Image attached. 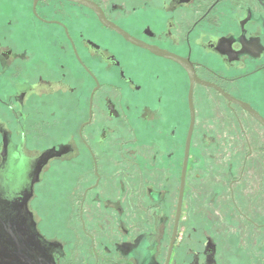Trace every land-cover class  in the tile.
Listing matches in <instances>:
<instances>
[{
	"label": "flooded vegetation",
	"instance_id": "1",
	"mask_svg": "<svg viewBox=\"0 0 264 264\" xmlns=\"http://www.w3.org/2000/svg\"><path fill=\"white\" fill-rule=\"evenodd\" d=\"M6 11L0 198L21 199L57 264H264V0ZM17 144L35 161L22 191L8 184ZM61 173L69 230L51 236L42 209Z\"/></svg>",
	"mask_w": 264,
	"mask_h": 264
},
{
	"label": "water",
	"instance_id": "2",
	"mask_svg": "<svg viewBox=\"0 0 264 264\" xmlns=\"http://www.w3.org/2000/svg\"><path fill=\"white\" fill-rule=\"evenodd\" d=\"M104 23L110 28L116 29L119 33L130 39L124 32L117 27ZM194 81V76L192 75ZM193 90H190V107H191V125L187 143V157L189 155L191 139L195 123L194 108L192 103ZM249 110L256 118H259L254 111ZM53 153H48L45 160L51 158ZM3 157L8 159V139L4 140ZM187 161V159H186ZM40 162H43L41 160ZM187 164H185L186 170ZM8 184L13 185L17 175L10 177ZM13 187V186H12ZM7 198H0V264H57L55 253L59 248L58 243L46 241L36 230V224L31 213L27 212L24 204L20 205V200L12 199L13 196L4 195ZM8 199V200H6ZM181 205L178 207V215L174 228L172 246L174 245L178 230L179 213Z\"/></svg>",
	"mask_w": 264,
	"mask_h": 264
},
{
	"label": "rangeland",
	"instance_id": "3",
	"mask_svg": "<svg viewBox=\"0 0 264 264\" xmlns=\"http://www.w3.org/2000/svg\"><path fill=\"white\" fill-rule=\"evenodd\" d=\"M7 6L5 7L4 10V14L2 16H7L8 12L6 11ZM7 12V13H6ZM0 21H3L1 16H0ZM1 23V22H0ZM0 54L1 52H7L8 51V47L7 46H2L0 47ZM8 61L6 62L5 60H3V58L0 56V90H8ZM2 92V91H1ZM2 97V95H0ZM5 96V95H3ZM0 97V98H1ZM4 98V97H2ZM3 108L0 106V120L2 121H7L8 117H6L7 120L4 119L3 117ZM2 149L1 143H0V150ZM226 150V149H224ZM229 150V149H228ZM210 151H212V148L210 149ZM212 162H214V160L212 159ZM213 166V164L208 163L207 167H211ZM210 169V168H209ZM207 176V180H212V173H210V175L208 173H206ZM67 177L68 175L65 174L63 175L61 174H57L54 178L56 179V181L51 180L50 185H53L52 187V191L50 192L54 201H47V203L45 204V206L43 207L42 211L44 213V217H45V221L43 223L45 230L48 232L49 235H55V234H63V233H67V231L69 230V222L67 221V219H65V216L63 217L65 211L67 212L68 210V198H69V187L67 185ZM55 182V183H53ZM208 182V181H206ZM66 183V184H65ZM211 189H210V193H211ZM50 195V196H51ZM213 209V207H212ZM254 215V213H253ZM37 216V220L40 219V217L36 214ZM250 230H244V233L248 234ZM256 231V230H254ZM249 235V234H248ZM253 251V258L256 257V255L259 256V245L257 247H255L253 245L252 248Z\"/></svg>",
	"mask_w": 264,
	"mask_h": 264
},
{
	"label": "clouds",
	"instance_id": "4",
	"mask_svg": "<svg viewBox=\"0 0 264 264\" xmlns=\"http://www.w3.org/2000/svg\"><path fill=\"white\" fill-rule=\"evenodd\" d=\"M15 147L16 151L13 153V158L17 162V180L20 185L19 190L22 191L25 183L30 178V172L32 171L31 164H34L35 161H30L29 157L23 152L21 144H17Z\"/></svg>",
	"mask_w": 264,
	"mask_h": 264
},
{
	"label": "snow or ice",
	"instance_id": "5",
	"mask_svg": "<svg viewBox=\"0 0 264 264\" xmlns=\"http://www.w3.org/2000/svg\"><path fill=\"white\" fill-rule=\"evenodd\" d=\"M21 0H0V16L4 14L5 7H10L13 11L19 8Z\"/></svg>",
	"mask_w": 264,
	"mask_h": 264
}]
</instances>
